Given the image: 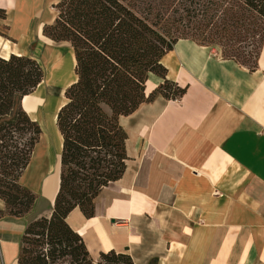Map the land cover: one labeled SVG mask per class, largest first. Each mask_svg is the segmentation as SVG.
<instances>
[{
    "label": "crops",
    "instance_id": "0c3cea01",
    "mask_svg": "<svg viewBox=\"0 0 264 264\" xmlns=\"http://www.w3.org/2000/svg\"><path fill=\"white\" fill-rule=\"evenodd\" d=\"M59 1L0 0V56L53 60L58 76L59 59L68 56L73 71L67 43L60 49L42 41H52L42 28ZM160 63L164 75L149 72L144 94L164 80L182 93L156 94L118 117L127 135L124 172L100 190L92 216L75 207L66 222L94 261L114 250L133 264H264V40L253 68L187 37ZM32 95L41 103L25 110L37 121L47 103L41 92ZM61 149V135L51 144L40 134L19 178L36 195L25 215H7L0 199V264H17L28 222L50 216Z\"/></svg>",
    "mask_w": 264,
    "mask_h": 264
},
{
    "label": "trees",
    "instance_id": "16d2710c",
    "mask_svg": "<svg viewBox=\"0 0 264 264\" xmlns=\"http://www.w3.org/2000/svg\"><path fill=\"white\" fill-rule=\"evenodd\" d=\"M55 7L56 17L42 34L71 47L76 79L65 88L56 113L62 149L52 212L28 222L17 264H133L130 255L114 250L94 261L66 215L78 207L92 216L100 190L124 172L127 135L118 117L156 94L182 93L175 82L164 80L147 99L144 94L149 72L164 75L160 59L176 40L201 43L195 31H207L225 39L223 57L256 66L264 40V0H61ZM43 78L35 58L0 56V199L11 216L25 215L36 198L19 178L41 128L22 99Z\"/></svg>",
    "mask_w": 264,
    "mask_h": 264
},
{
    "label": "rangeland",
    "instance_id": "374dc122",
    "mask_svg": "<svg viewBox=\"0 0 264 264\" xmlns=\"http://www.w3.org/2000/svg\"><path fill=\"white\" fill-rule=\"evenodd\" d=\"M192 32H194V30L189 32L188 35H190ZM195 33L196 34H194V36L199 42L208 45L209 47L215 48L221 55H223V46L225 45L224 38H221L217 35H209L210 32L207 31H195ZM201 33L203 34V36ZM42 41L46 46L60 47V49L67 46L65 44H58L49 40ZM37 60L38 62H40V64H42L44 78L34 89L31 95L24 98L22 105L26 110H31L38 107V105L41 103V99L34 98L32 94L35 95L40 92L43 94L41 97L45 98V103H47V105L44 110L41 109L39 110V112H36L37 122L41 128V138L43 139V141L48 140L51 142V144H53L60 137L59 130L56 125V116H54L55 110L61 102L65 101V88L63 86H65L70 79H73L74 69L72 71L71 62L69 61L68 56L61 57V59H59L62 60L60 76H58L56 73L58 65H54V63L52 62L53 60L47 61V64L43 61L42 57H38ZM239 60L242 59L239 58ZM253 60L254 59H250L249 63ZM53 65L55 66L54 68ZM146 97L147 96L145 95V98Z\"/></svg>",
    "mask_w": 264,
    "mask_h": 264
}]
</instances>
